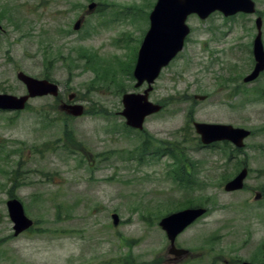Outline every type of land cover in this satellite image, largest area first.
Listing matches in <instances>:
<instances>
[{"label": "rangeland", "instance_id": "1", "mask_svg": "<svg viewBox=\"0 0 264 264\" xmlns=\"http://www.w3.org/2000/svg\"><path fill=\"white\" fill-rule=\"evenodd\" d=\"M254 1L255 15L188 18L185 48L150 94L164 109L136 131L122 99L146 89L133 72L157 0H0V93L25 95L24 72L84 107L70 117L48 96L0 111V264L264 263V72L243 82L255 67L258 17L264 43V0ZM194 122L252 134L242 149L205 147ZM243 168V189L225 191ZM12 197L35 223L18 237ZM202 205L208 213L176 241L191 255L171 260L160 221Z\"/></svg>", "mask_w": 264, "mask_h": 264}, {"label": "water", "instance_id": "2", "mask_svg": "<svg viewBox=\"0 0 264 264\" xmlns=\"http://www.w3.org/2000/svg\"><path fill=\"white\" fill-rule=\"evenodd\" d=\"M97 5L91 3L88 6L89 13L93 12ZM220 11L225 16H233L239 12L255 13V3L252 0H158L150 15L151 26L146 34L138 53L137 63L134 69L136 88L144 84L148 88L143 94L129 93L122 99L124 110L121 116L126 119V125L137 130L144 128L147 117L154 115L162 109V106L153 104L149 100L152 85L156 82L161 71L183 50L185 40L190 33L187 19L191 14H197L202 20L207 19L212 13ZM83 19H79L74 29L79 30ZM261 18L257 20L258 35L254 41L255 67L251 74L244 78L245 83L255 81L264 72V45L262 42ZM17 79L22 82L27 94L15 96L11 94H0V110L22 111L26 108L30 99L37 97L59 96V86L47 79H37L19 72ZM75 95L69 97L73 101ZM198 100H205L206 96H195ZM61 110L72 117H80L84 114V107L80 104H63ZM197 134L201 136L204 145L215 142L229 141L237 148L245 146V140L251 135V131L244 128H235L226 124L195 123ZM248 170L243 171L225 185V191L233 192L244 187V181ZM260 194L256 199L259 200ZM8 212L13 222L14 236L17 237L29 230L34 222L27 217L22 203L17 199H11L7 203ZM206 212L205 209L189 208L173 213L160 222V226L167 233L171 242L169 253L180 256L187 250H179L175 247V241L188 226L193 224ZM113 225L117 227L120 223L119 215L113 214ZM244 264H251L245 262Z\"/></svg>", "mask_w": 264, "mask_h": 264}, {"label": "flooded vegetation", "instance_id": "3", "mask_svg": "<svg viewBox=\"0 0 264 264\" xmlns=\"http://www.w3.org/2000/svg\"><path fill=\"white\" fill-rule=\"evenodd\" d=\"M62 101V100H61ZM60 101V102H61ZM62 103V102H61ZM179 237V236H178ZM177 241V240H176ZM176 247L177 248H179V249H183V248H181V247H178L177 245H176ZM169 250V249H168ZM191 255V253H190V251L189 252H187V253H183L182 255H180V256H177V257H175V256H172V255H170V256H172L171 257V260H179V259H181V258H184V257H188V256H190ZM245 262H250V263H253V264H259V262H256V261H244V260H241L240 261V264H244Z\"/></svg>", "mask_w": 264, "mask_h": 264}, {"label": "trees", "instance_id": "4", "mask_svg": "<svg viewBox=\"0 0 264 264\" xmlns=\"http://www.w3.org/2000/svg\"><path fill=\"white\" fill-rule=\"evenodd\" d=\"M142 149H143V152H144V153H146V151H148V149H147V148H144V147H143ZM156 153H159V151H157ZM184 169H185V168H183V169H180V170H184Z\"/></svg>", "mask_w": 264, "mask_h": 264}]
</instances>
